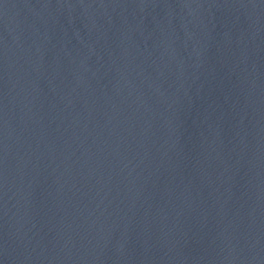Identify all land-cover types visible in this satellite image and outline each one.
I'll return each mask as SVG.
<instances>
[{
	"label": "water",
	"instance_id": "1",
	"mask_svg": "<svg viewBox=\"0 0 264 264\" xmlns=\"http://www.w3.org/2000/svg\"><path fill=\"white\" fill-rule=\"evenodd\" d=\"M0 264H264V0H0Z\"/></svg>",
	"mask_w": 264,
	"mask_h": 264
}]
</instances>
